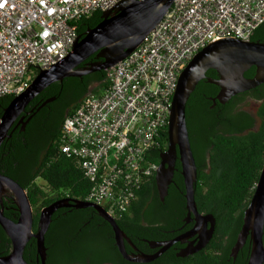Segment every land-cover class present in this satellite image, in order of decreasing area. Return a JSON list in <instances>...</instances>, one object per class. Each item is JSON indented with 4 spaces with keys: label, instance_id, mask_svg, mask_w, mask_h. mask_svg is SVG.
Listing matches in <instances>:
<instances>
[{
    "label": "trees",
    "instance_id": "16d2710c",
    "mask_svg": "<svg viewBox=\"0 0 264 264\" xmlns=\"http://www.w3.org/2000/svg\"><path fill=\"white\" fill-rule=\"evenodd\" d=\"M101 13L102 10H96L89 17L81 18L77 22V34L82 36L86 29L96 25L101 20ZM250 39L264 40V21L254 29ZM96 54L92 53L78 67L101 60ZM105 74V70H97L49 84L26 105L9 129V135L0 144V172L26 190L33 209V230L37 228L43 206L62 197L83 199L89 190L90 183L75 166L73 158L59 151L58 140L64 116L72 112L88 92L99 93L100 88L106 85ZM205 75L216 77L213 69H208ZM216 89L215 84L200 79L187 99L185 117L196 166V208L199 212L213 215V251L222 249L223 252L228 251L237 238L244 209L264 162V101L257 104L254 114L241 109L233 112L231 107L237 101L228 107L227 104H217L218 110L211 109L210 101L204 98L202 92L210 94ZM11 98L12 95L7 94L0 96V116ZM21 116L25 121L23 129L20 128L21 123L17 124ZM256 118L258 126L253 129L251 127ZM166 142L167 125L158 146L151 152L153 162L159 163V153L166 147ZM176 166L180 168L178 162ZM38 178L45 182L50 193L36 182ZM174 178L183 191L181 173L175 172ZM176 192L179 194V191ZM170 196L172 192H169ZM147 203L152 204L149 209H145ZM166 206L158 195L154 173L141 186L128 211L115 219L127 236L135 240L134 234L147 235L151 229L169 227L167 223L156 225L149 219L147 221L151 225L141 223L144 212L147 216H155L158 209H166ZM174 208L177 211L175 214H184L186 208L182 194ZM3 213L10 219H17L19 213L12 198L3 200ZM174 219L172 215L169 222ZM136 244L139 246L140 243ZM45 246L46 264H218L224 259L219 254L208 256L201 249L188 257L169 250L149 262L129 261L117 249L110 224L91 206L56 209L45 234ZM10 248V239L0 226V255L7 254ZM249 251L248 237L237 264L245 263ZM36 257V243L31 237L24 247L23 258L28 264H40Z\"/></svg>",
    "mask_w": 264,
    "mask_h": 264
},
{
    "label": "built area",
    "instance_id": "2783aa9c",
    "mask_svg": "<svg viewBox=\"0 0 264 264\" xmlns=\"http://www.w3.org/2000/svg\"><path fill=\"white\" fill-rule=\"evenodd\" d=\"M119 0H0V96L19 94L38 69L66 56L77 22ZM264 0H173L160 21L105 71L61 124L59 151L90 183L83 200L113 217L127 212L156 171L150 159L168 123L176 80L194 54L220 38L249 40Z\"/></svg>",
    "mask_w": 264,
    "mask_h": 264
},
{
    "label": "water",
    "instance_id": "95a60500",
    "mask_svg": "<svg viewBox=\"0 0 264 264\" xmlns=\"http://www.w3.org/2000/svg\"><path fill=\"white\" fill-rule=\"evenodd\" d=\"M173 0H119L101 13V20L86 29L82 36L77 35L72 42L69 53L46 68L38 69L28 85L17 95L12 96L0 116V144L9 135V129L17 120L26 105L46 86L55 81H62L68 76H81L97 70H106L128 55L160 21ZM97 52L95 60L78 67L92 53ZM251 66L256 73L251 78L243 76V72ZM212 68L217 77H208L205 71ZM200 79L221 87L224 95L230 96L238 91L253 88L264 82V40H242L235 37L220 38L207 43L198 50L180 72L173 91L167 123V148L159 155V163L155 171V181L161 199L167 194L171 182L175 159L178 156L181 175L184 183V197L187 214L191 213L196 221L195 230L202 233L195 252L201 249L214 231L215 220L211 213L198 212L194 199V183L196 166L190 146L185 106L190 93ZM220 102L221 95H218ZM46 99L44 103L51 100ZM24 128L25 121L21 116L17 124ZM12 198L19 213L16 220L3 213L2 194ZM93 207L111 226L117 249L121 255L135 262H147L155 259L174 241L173 238L162 245L159 251L151 255L129 254L124 247L127 237L117 224L115 218L104 207L83 199L63 197L40 209L37 228L33 230V209L26 190L15 180L0 172V226L10 239L11 248L5 255H0V264H28L23 258V250L28 240L33 237L36 243L37 261L46 264L45 234L52 220V214L59 207ZM206 221H210L207 228ZM264 162L253 193L243 212V221L238 231L233 252L250 239V251L246 264H262L264 262ZM178 255L182 256L181 253Z\"/></svg>",
    "mask_w": 264,
    "mask_h": 264
},
{
    "label": "flooded vegetation",
    "instance_id": "af4514ba",
    "mask_svg": "<svg viewBox=\"0 0 264 264\" xmlns=\"http://www.w3.org/2000/svg\"><path fill=\"white\" fill-rule=\"evenodd\" d=\"M256 41H258V40H256ZM208 69H212V68H208ZM206 71H205V73H206ZM214 71L216 74L215 76L217 77L218 73L216 70H214ZM248 72H250V73H248ZM255 73H256V67L251 66L250 68H248L247 70H245L243 72V76L246 78H251L255 75ZM202 94L207 101H210L209 108H211V109L213 108V109L218 110L219 106H217V104H221L223 106L227 104V107H228V105L231 106L234 103V101H237L233 105V107H231L233 109V112L241 109V110H245V111H248L249 113H251L249 110L245 109V105H247L248 103H251V102H255L258 104L261 101H264V82L256 85L253 88L238 91L234 94H231L230 96L224 95V92L221 90V87H218V86H217V89L215 92L211 91L210 94H205L202 92ZM219 94L221 95L222 100L224 102H220V99L218 98ZM230 102H232V103L230 104ZM252 114H254V113H252ZM257 120L258 119H256V121L254 122V124L251 128H253V129L257 128V126H258ZM167 142H168V140H167ZM167 142H166V147H164L160 151L159 155L161 154V152L166 150ZM177 162L180 164V160H179L178 156L175 159V164H174V169H173V173H172V177H171V182L169 183L168 188H167V194L164 196L163 199L160 198L161 201L167 205L166 209H163V210L158 209L156 211L155 216H147V214L144 212L143 213L144 215H142V217H141V223L142 224H145V225L150 224L147 221V219H149V220H153V222H155L154 224H156V225L167 223L169 227L168 228H158L157 230L151 229L147 235L134 234L136 241L132 240L123 231L127 236L124 239V247H125L126 251L131 255L132 254H135V255L155 254L157 251H159V249L162 246V245H159V243L166 242V241L171 240L173 238L179 237L180 239L174 241L168 248H166L163 252H161L157 257H159L162 254H165L166 251H169V250H172L176 255L181 253L183 257H188L190 255H193V254L199 252L202 249V251L204 253H206L208 256L214 255V254L222 255L224 257V259L222 261H220L218 264H237L238 256L241 253L242 247L239 248L236 252H233L232 248H233V245L235 244V240H236L235 239L234 242L232 243V245H230V247L228 248V251L224 250L222 252V249H220L217 252L213 251L215 243H212L211 241H212V238L214 235L213 234L214 231L212 233V236L208 239V241L204 244V246L201 249H199L195 252H192L193 249H195L196 246L198 245L197 243L199 242L200 236L202 233L200 232V230L197 231L194 229L196 221H195L192 213L190 215H188L187 210L185 209V212L182 216H181V213L175 214L177 212L176 209L174 208L175 202L179 200V195L182 194L184 197V189L182 191V189L179 188V186L177 185L175 178H174L175 172L181 173V166H180V168H178L176 166ZM156 187H157V185H156ZM176 191H179V194ZM157 192H158V189H157ZM169 192H172V196H170V197H168ZM5 195H6L5 193L1 195L2 207H3V200L5 198L7 199V196H5ZM166 196H167V198L165 201L164 199ZM172 199H174L175 202ZM184 199H185V197H184ZM150 206H152V204L147 203L145 206V209H147V208L149 209ZM65 207L70 208V206H65ZM200 213L206 214L204 212H200ZM172 215H174L175 219L173 222H171V221L169 222V218H171ZM206 225L208 228L210 226V221H206ZM137 242L140 243L139 246L136 244ZM248 256H247V259H246L244 264H246V262L248 260ZM150 261H152V260H150ZM147 262H149V261H147Z\"/></svg>",
    "mask_w": 264,
    "mask_h": 264
},
{
    "label": "rangeland",
    "instance_id": "374dc122",
    "mask_svg": "<svg viewBox=\"0 0 264 264\" xmlns=\"http://www.w3.org/2000/svg\"><path fill=\"white\" fill-rule=\"evenodd\" d=\"M33 76H34V70H31L30 71V74H29V77H33ZM256 106H257V103L251 102V103H248L247 105H245V109L249 110L251 113H254ZM256 119H258V118H256ZM36 182L39 185L42 186V188L44 189V191H46L47 193H50V190H49L48 186L45 184V182L42 179L38 178V179H36Z\"/></svg>",
    "mask_w": 264,
    "mask_h": 264
}]
</instances>
